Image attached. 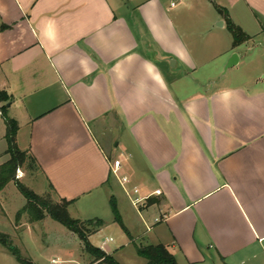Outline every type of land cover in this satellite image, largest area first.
Masks as SVG:
<instances>
[{"label":"crops","instance_id":"1","mask_svg":"<svg viewBox=\"0 0 264 264\" xmlns=\"http://www.w3.org/2000/svg\"><path fill=\"white\" fill-rule=\"evenodd\" d=\"M162 1L0 0V89L18 146L77 219L114 229L116 202L126 230L96 245L120 264H147L141 241L178 264H264V0L220 5L252 36L236 47L208 23L193 40Z\"/></svg>","mask_w":264,"mask_h":264},{"label":"rangeland","instance_id":"2","mask_svg":"<svg viewBox=\"0 0 264 264\" xmlns=\"http://www.w3.org/2000/svg\"><path fill=\"white\" fill-rule=\"evenodd\" d=\"M143 1L144 0H126L127 8L135 10L133 7H136ZM162 2L166 12L174 21L184 22L187 32L190 31L193 40L199 41L205 39L206 33L204 32V27L208 23L215 29V32L218 31L219 33H223V37L225 36L230 44H233V37L230 31L227 28H224V30H219L221 28H218L220 27L219 22L222 20L215 21V18L220 16L215 4L227 6V0H163ZM173 3L174 5L172 6ZM134 12H132V10L129 12L130 21L135 19L140 21L137 11L135 12L136 16ZM154 12V18H156V11ZM173 13H178V16L176 15V17H173ZM152 20L156 24H160V21L155 19ZM243 22L246 21L244 20ZM140 24H142L141 21ZM162 38L165 40V37L162 36ZM207 68H201L200 71L203 72L207 70ZM217 74L218 72L216 71L215 75ZM195 83L194 86L198 84V82ZM2 121L3 119L0 120V136L2 135V123H4ZM119 140V138H116L114 145H116ZM3 146V144H0V154L2 153ZM115 150L116 155L123 162H129L127 155L123 153V145ZM4 161L3 163L6 162ZM3 163L0 164V170ZM35 171L36 166L34 163L28 161L24 166L16 169L15 179L34 190L36 193L43 195L46 188L45 181L42 177L37 176ZM26 202V198L20 192L14 181H11L3 189H0V233L9 235L13 245L20 249L24 257L31 259L35 264H91L92 257L84 251L83 242L78 235L51 217H46L41 221L30 222L27 221L28 216L23 215L20 221L17 222L18 212L25 206ZM68 210L73 218H78V213L75 208L69 207ZM114 225V229L112 227L106 228V226H103L99 234L92 238L89 237L90 241L96 245V242H101L103 240L109 241V238L112 237L115 242H112L111 246L116 244L119 240L116 231L117 229L120 231L121 228L120 224ZM140 233L144 234V229H141ZM141 245L147 244L141 241L139 246ZM130 254H132V252ZM135 257L136 259H140V263H145L147 260L145 258L143 259V257L140 258L137 254H135ZM119 258L123 260L124 264H131L126 258L121 256H119ZM0 264L21 263L18 262L7 247L0 243Z\"/></svg>","mask_w":264,"mask_h":264},{"label":"trees","instance_id":"3","mask_svg":"<svg viewBox=\"0 0 264 264\" xmlns=\"http://www.w3.org/2000/svg\"><path fill=\"white\" fill-rule=\"evenodd\" d=\"M220 15L226 18L227 26L233 37V47L248 42L252 36L248 35L241 26L237 25L229 16L226 8L216 5ZM11 96L7 91L0 89V111L7 125L6 139L8 142L7 153L10 158L3 163L0 170V189L8 183L14 181L20 192L26 198L25 206L18 212L17 222L23 215H27L30 222L41 221L46 217H51L57 222L67 227L70 231L78 235L83 242V249L92 257L91 264H120L111 254L102 248L92 244L89 237L98 231L103 222L98 219L80 220L73 218L69 213V206L72 201L61 198L55 201L51 194L39 195L31 188L15 179L17 168L24 166L30 161L37 166L36 159L27 151H22L17 143L19 124L16 119L7 114L8 103ZM112 210L116 221L126 230L117 209L116 202L112 200ZM0 243L7 247L9 251L21 264H35L31 259L24 257L17 246H14L9 235L0 233ZM137 252L140 256L147 259V264H178L175 256L170 253L163 244L138 246Z\"/></svg>","mask_w":264,"mask_h":264},{"label":"water","instance_id":"4","mask_svg":"<svg viewBox=\"0 0 264 264\" xmlns=\"http://www.w3.org/2000/svg\"><path fill=\"white\" fill-rule=\"evenodd\" d=\"M220 25H223V21H220ZM238 60H239L238 54L237 53L232 54L230 61L228 62L227 66L225 67V70L234 66L238 62Z\"/></svg>","mask_w":264,"mask_h":264},{"label":"built area","instance_id":"5","mask_svg":"<svg viewBox=\"0 0 264 264\" xmlns=\"http://www.w3.org/2000/svg\"><path fill=\"white\" fill-rule=\"evenodd\" d=\"M173 4H174V3H173ZM133 192H134V193H138L139 191H138L137 188H135V189L133 190ZM156 193H157V194H160L161 191H160V190H157ZM144 201H146V198H145V197H142V196H136V197L133 198V202H134L136 205L141 204V203H143Z\"/></svg>","mask_w":264,"mask_h":264}]
</instances>
